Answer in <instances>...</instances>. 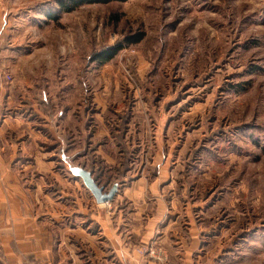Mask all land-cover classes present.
Instances as JSON below:
<instances>
[{
    "label": "rangeland",
    "instance_id": "374dc122",
    "mask_svg": "<svg viewBox=\"0 0 264 264\" xmlns=\"http://www.w3.org/2000/svg\"><path fill=\"white\" fill-rule=\"evenodd\" d=\"M57 8L0 0L3 79L46 117L44 182L83 184L76 166L118 196L142 177L170 183L204 264H264V0Z\"/></svg>",
    "mask_w": 264,
    "mask_h": 264
},
{
    "label": "crops",
    "instance_id": "0c3cea01",
    "mask_svg": "<svg viewBox=\"0 0 264 264\" xmlns=\"http://www.w3.org/2000/svg\"><path fill=\"white\" fill-rule=\"evenodd\" d=\"M3 72L0 65V264L207 262L192 218L181 214L187 209L171 199L168 210L165 192L170 183L161 190L157 182L148 186L142 177L110 202L98 204L84 184L44 182L56 178L52 162L42 160L41 144L47 141L40 121L46 117L35 99L27 103L24 92L7 86ZM165 171L160 170L157 181ZM153 243L166 251L165 262L140 254L138 248Z\"/></svg>",
    "mask_w": 264,
    "mask_h": 264
},
{
    "label": "water",
    "instance_id": "95a60500",
    "mask_svg": "<svg viewBox=\"0 0 264 264\" xmlns=\"http://www.w3.org/2000/svg\"><path fill=\"white\" fill-rule=\"evenodd\" d=\"M70 172L73 176L81 179L82 183L84 184L86 189L90 192L96 203L103 204L110 202L111 200L114 199L118 191L117 183H114L108 191H104L102 187H99L95 183L94 179L91 177L90 172L76 166H71Z\"/></svg>",
    "mask_w": 264,
    "mask_h": 264
},
{
    "label": "trees",
    "instance_id": "16d2710c",
    "mask_svg": "<svg viewBox=\"0 0 264 264\" xmlns=\"http://www.w3.org/2000/svg\"><path fill=\"white\" fill-rule=\"evenodd\" d=\"M108 1H112V0H57V7H58L57 9L59 11L62 10L65 12H70L74 8H76V6L81 5V4L106 3ZM113 55L114 53H111V54L103 53L101 54V57H103L104 58L103 60L106 61V60H109ZM95 183L98 185V181H95ZM99 187H102V186H99Z\"/></svg>",
    "mask_w": 264,
    "mask_h": 264
},
{
    "label": "built area",
    "instance_id": "2783aa9c",
    "mask_svg": "<svg viewBox=\"0 0 264 264\" xmlns=\"http://www.w3.org/2000/svg\"><path fill=\"white\" fill-rule=\"evenodd\" d=\"M7 79H9V77H7ZM139 252L142 255L147 254L149 257L157 259V260H161L164 258L162 250L160 248H155L154 246H152V244L147 247H141L139 249Z\"/></svg>",
    "mask_w": 264,
    "mask_h": 264
},
{
    "label": "bare ground",
    "instance_id": "6f19581e",
    "mask_svg": "<svg viewBox=\"0 0 264 264\" xmlns=\"http://www.w3.org/2000/svg\"><path fill=\"white\" fill-rule=\"evenodd\" d=\"M162 252H163V257H164L163 259H164V262H165L168 259L167 253H166V251L164 252L163 250H162Z\"/></svg>",
    "mask_w": 264,
    "mask_h": 264
}]
</instances>
